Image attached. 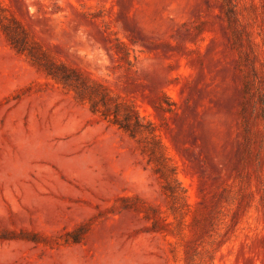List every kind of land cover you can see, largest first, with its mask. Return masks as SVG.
<instances>
[{"label":"rangeland","instance_id":"obj_1","mask_svg":"<svg viewBox=\"0 0 264 264\" xmlns=\"http://www.w3.org/2000/svg\"><path fill=\"white\" fill-rule=\"evenodd\" d=\"M0 264H264V0H0Z\"/></svg>","mask_w":264,"mask_h":264},{"label":"trees","instance_id":"obj_2","mask_svg":"<svg viewBox=\"0 0 264 264\" xmlns=\"http://www.w3.org/2000/svg\"><path fill=\"white\" fill-rule=\"evenodd\" d=\"M232 15H231V12L227 15V17H228L229 21H231V23L233 22V20L235 18V15L234 14H232ZM231 19H233V20H231ZM52 66H53V64H52ZM47 74H48V76L52 77L57 82L64 85L65 87H68V88L74 90L76 92L78 98H80L81 100H85L88 98L92 102L93 112L99 111L97 102L92 101L91 97L86 95V92L83 89L84 86L82 87V85H80L78 82H76L75 76L78 77L79 75H77V73L75 71L67 68L64 65H59V66L54 65L53 68H51V67L47 68ZM95 87L99 88L101 86L96 85ZM102 103L105 106V112H103V115L105 117H110L111 115H113L114 119L112 122L114 124L118 125L121 129H123L124 131L129 133L132 137H136L137 134L141 132L142 118L136 112H134V114L136 115L135 122L132 123L130 113L125 115L123 119L119 118L120 105H116L114 110L110 109V106L108 105L107 96L104 95L102 97ZM150 126H152V125L150 124ZM150 130H153V129H150ZM157 171L161 172V174L164 178V173H162V170L160 171V168H159V169H157ZM170 172H171L172 176H174V181L177 182V179H175L176 169L171 168ZM165 180L167 181L168 179H165Z\"/></svg>","mask_w":264,"mask_h":264}]
</instances>
